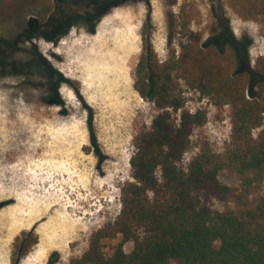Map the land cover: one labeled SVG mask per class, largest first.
<instances>
[{"label": "rangeland", "instance_id": "rangeland-1", "mask_svg": "<svg viewBox=\"0 0 264 264\" xmlns=\"http://www.w3.org/2000/svg\"><path fill=\"white\" fill-rule=\"evenodd\" d=\"M221 14L236 38L250 40L247 51L253 66L264 57V17L245 21L229 0H127L107 9L93 27L73 25L56 43L40 36L5 54L0 62V264H70L86 251L95 231L116 219L121 189L133 181L135 138L150 129L159 112L134 89L146 42L159 63L176 59L184 45L208 38ZM26 29L25 23L0 27V39L13 41ZM117 34L129 42L125 56L105 45ZM35 53L55 70L72 74L67 78L70 84L57 88L60 105L51 103L50 84L56 80L48 78ZM117 57L122 71L117 67L115 75L109 74L106 67ZM114 77L120 79L115 91ZM176 84L183 109L204 115L203 125L191 131L180 167L202 146L215 154L231 147L230 107L181 78ZM168 112L178 122L180 110ZM258 132L255 129L254 135ZM218 178L240 188V182L225 172ZM252 192L253 197L264 194V181ZM203 201L217 210L226 208L207 197ZM118 241L105 242L108 254ZM132 247L127 243L125 252Z\"/></svg>", "mask_w": 264, "mask_h": 264}, {"label": "trees", "instance_id": "trees-1", "mask_svg": "<svg viewBox=\"0 0 264 264\" xmlns=\"http://www.w3.org/2000/svg\"><path fill=\"white\" fill-rule=\"evenodd\" d=\"M125 2L0 0V27H27L13 41L0 39V62L23 41L41 36L56 43L75 23L91 21L93 27L107 9ZM229 4L245 21L264 17V0ZM249 45L247 37H235L222 14L208 38L184 45L176 59L159 63L146 42L134 89L159 112L150 129L135 138L133 181L121 189L118 216L95 231L86 251L70 264H264V194L252 196L253 188L264 181V57L251 66ZM35 57L48 78L56 80L50 84V97L52 104L60 105L57 88L70 84L68 79L40 54ZM177 78L228 105L231 112V147L215 154L202 146L185 167L180 163L189 136L203 125L204 115L183 109ZM168 109L180 110L178 122ZM222 172L235 177L240 188L222 184ZM205 197L226 208L214 209ZM115 239L119 241L108 254L105 242ZM127 243L133 244L128 253Z\"/></svg>", "mask_w": 264, "mask_h": 264}, {"label": "bare ground", "instance_id": "bare-ground-1", "mask_svg": "<svg viewBox=\"0 0 264 264\" xmlns=\"http://www.w3.org/2000/svg\"><path fill=\"white\" fill-rule=\"evenodd\" d=\"M104 25V24H103ZM108 26V25H107ZM110 28V27H109ZM112 31H113V29H112V27L110 28ZM116 31V30H115ZM119 31H120V29H119ZM118 31V32H119ZM114 32V31H113ZM98 36V35H97ZM103 37V36H102ZM109 37V36H108ZM122 37H124V35L123 34H117L113 39H110V40H108L106 43H105V45H106V47L109 49V51L110 52H123V54L124 53H126V54H124V56L125 55H127V45L129 44V42H128V44H127V42L126 41H124L123 39H122ZM98 38H100V36H98ZM112 38V37H111ZM108 39V38H107ZM91 40V39H90ZM97 41H100V40H97ZM90 42V41H89ZM126 42V43H125ZM91 43V42H90ZM89 43V44H90ZM95 43V42H94ZM99 43V42H98ZM92 44V43H91ZM91 44H90V46H91ZM125 44H127V45H125ZM132 46V45H131ZM83 47V46H82ZM89 47V46H88ZM96 47V46H95ZM111 47L113 48V49H111ZM79 48V47H78ZM81 48V47H80ZM100 48V47H99ZM102 48V47H101ZM104 48V47H103ZM130 48H132V47H130ZM133 48H134V45H133ZM84 49V48H83ZM89 50H90V48H88ZM107 49V50H108ZM86 50V49H85ZM100 50V49H99ZM103 50V49H102ZM126 50V51H125ZM80 51H81V49H80ZM88 50H86V52H87ZM94 51H96L97 52V50H94ZM106 51V50H105ZM130 51V50H129ZM133 51V50H132ZM91 52H92V50H91ZM96 52H94V54L96 53ZM103 52V51H102ZM85 53V52H84ZM98 53V52H97ZM105 53V52H104ZM87 54V53H86ZM90 54V53H89ZM94 54H92V55H94ZM102 54V53H101ZM109 54V53H108ZM113 54V53H112ZM116 54V53H115ZM121 54V53H120ZM71 55V54H70ZM97 55V54H96ZM95 55V56H96ZM84 56V55H83ZM88 56V55H87ZM86 56V57H87ZM102 56V55H101ZM112 56V55H111ZM119 56V55H118ZM122 56V55H121ZM124 56H123V58H124ZM115 57V56H114ZM127 57V56H126ZM129 57V56H128ZM84 58V57H83ZM93 59H94V57H92ZM98 58V57H97ZM109 58V57H108ZM107 58V59H108ZM119 57H117V59L115 60V58H114V61L112 62V65H111V67H106L107 69V72H109V74L110 73H113L112 71H117V67H118V73H120L121 71H122V69H121V66H120V61H119V59H118ZM90 59V58H89ZM95 59H96V57H95ZM94 59V62L97 60H95ZM125 59V58H124ZM74 60V59H73ZM72 60V61H73ZM101 60V59H100ZM120 60H121V58H120ZM86 61H88V62H90L89 60H88V58H86ZM92 61V60H91ZM112 61V60H111ZM117 61V62H116ZM76 62V61H75ZM94 62H91V65H92V63H94ZM99 62V61H98ZM77 63V62H76ZM115 63V64H114ZM73 64V63H72ZM89 64V63H88ZM87 64V65H88ZM74 65V64H73ZM75 65H77V64H75ZM82 66H83V64H81ZM90 65V64H89ZM90 65V66H91ZM96 65H97V63L95 64V67H96ZM101 65H103V64H101ZM124 65V64H123ZM70 66V65H69ZM72 66V65H71ZM81 67V66H80ZM87 67V66H86ZM94 67V65L92 66V68ZM94 67V68H95ZM83 68L85 69V66H83ZM108 68H109V70H108ZM76 69H77V67H76ZM87 70H85V71H88V68H86ZM96 69V68H95ZM66 70V69H65ZM78 70V69H77ZM81 70V69H80ZM102 71L104 70V68L103 69H101ZM60 72H62V73H64V70L62 71V70H59ZM94 70H92V72H93ZM81 72V71H80ZM84 71H82L81 72V74L83 73ZM104 72H106L105 70H104ZM87 73V72H86ZM89 73V72H88ZM99 73V72H98ZM103 73V72H102ZM118 73H117V75H118ZM106 74V73H105ZM125 74V73H124ZM92 75V74H91ZM101 75V74H100ZM103 75H104V73H103ZM107 75V74H106ZM113 75H115V73H113ZM64 76L66 77V78H72V74H70V73H68L67 74V72H65L64 73ZM75 76V75H74ZM84 76V75H83ZM85 77V76H84ZM100 77H102V76H100ZM118 77V76H117ZM117 77H114L113 79L116 81V82H114V84L112 85V88H113V90L115 91L119 86H118V84H117V82H120V79L119 78H117ZM88 78V77H87ZM86 78V79H87ZM105 78V77H104ZM75 79H77V77L75 78ZM111 80H112V78H111ZM101 81V80H100ZM99 81V82H100ZM108 81V80H107ZM97 83V82H96ZM101 83H99L98 85H100ZM122 84V83H121ZM87 85V84H86ZM85 85V86H86ZM94 85V84H93ZM92 85V86H93ZM97 85V84H96ZM101 85H103V84H101ZM87 87V86H86ZM88 87H91V86H88ZM94 88V87H93ZM101 88V87H100ZM87 89V88H86ZM89 91V90H88ZM93 91H94V89H93ZM84 93H85V91H84ZM116 93V92H115ZM8 199V198H7ZM3 201H5V199L3 200ZM7 201V200H6ZM9 201V200H8ZM2 203H0V205H1ZM2 252V251H1ZM3 253V252H2ZM0 255H1V253H0ZM3 255H4V253H3ZM2 255V256H3ZM5 256V255H4ZM4 258H6V257H4ZM34 259V258H33ZM32 260V259H31ZM28 261H30V259L28 260ZM27 261V262H28ZM33 262H34V260H33ZM28 264V263H27Z\"/></svg>", "mask_w": 264, "mask_h": 264}, {"label": "flooded vegetation", "instance_id": "flooded-vegetation-1", "mask_svg": "<svg viewBox=\"0 0 264 264\" xmlns=\"http://www.w3.org/2000/svg\"><path fill=\"white\" fill-rule=\"evenodd\" d=\"M74 25H84V26H87L88 28L92 27L91 21H88V22H85V23L84 22H77Z\"/></svg>", "mask_w": 264, "mask_h": 264}, {"label": "crops", "instance_id": "crops-1", "mask_svg": "<svg viewBox=\"0 0 264 264\" xmlns=\"http://www.w3.org/2000/svg\"><path fill=\"white\" fill-rule=\"evenodd\" d=\"M22 264V263H21Z\"/></svg>", "mask_w": 264, "mask_h": 264}]
</instances>
